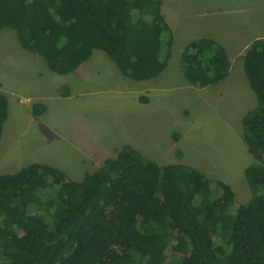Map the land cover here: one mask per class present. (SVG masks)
Masks as SVG:
<instances>
[{"label": "trees", "instance_id": "1", "mask_svg": "<svg viewBox=\"0 0 264 264\" xmlns=\"http://www.w3.org/2000/svg\"><path fill=\"white\" fill-rule=\"evenodd\" d=\"M163 4L0 0V31L16 32L22 49L55 74L73 73L100 51L124 77L145 82L161 77L172 55ZM241 59L258 100L242 120L257 161L245 173L249 203L237 206L223 182L183 164L159 166L131 145L82 181L36 163L0 174V264H264V39ZM181 66L205 88L225 82L232 61L222 44L201 38L186 47ZM8 107L0 92V140ZM46 110L37 103L34 116Z\"/></svg>", "mask_w": 264, "mask_h": 264}, {"label": "rangeland", "instance_id": "2", "mask_svg": "<svg viewBox=\"0 0 264 264\" xmlns=\"http://www.w3.org/2000/svg\"><path fill=\"white\" fill-rule=\"evenodd\" d=\"M163 15L173 32L172 55L166 72L145 82L124 77L100 51L73 73L55 74L22 49L16 32L1 30L0 92L9 101V115L0 140V174L44 163L82 181L131 145L159 166L183 164L223 182L237 206L249 203L245 173L257 161L242 120L258 100L241 59L246 44L226 43L232 71L217 86H194L181 56L192 41L232 40L245 24L258 27L243 42L264 32V0H164ZM70 84L71 96L59 98ZM37 103L47 108L39 117L33 113Z\"/></svg>", "mask_w": 264, "mask_h": 264}, {"label": "crops", "instance_id": "3", "mask_svg": "<svg viewBox=\"0 0 264 264\" xmlns=\"http://www.w3.org/2000/svg\"><path fill=\"white\" fill-rule=\"evenodd\" d=\"M254 27H258L257 25H250L249 24V26L248 25H242V30H241V33L240 32H238V33H236V34H233V35H231V38H232V40H221V41H219V40H217V38L215 37V36H213L214 37V39L213 40H216L217 42H219L220 44H222L225 48L228 46L229 47V45H231V46H235V45H237V44H246V48H244V50L243 51H245L254 41H256V40H259V39H264V32H259V34L258 35H255V36H252L251 37V39H249L247 42H243L244 41V39H246L245 37H244V35H247V32L251 29V28H254ZM239 35H241V37L239 36ZM216 38V39H215ZM239 38V39H238ZM211 39V38H210ZM226 43H233V44H229V45H226ZM227 50V49H226ZM242 55V54H241ZM231 71H232V67H231ZM71 85V84H70ZM69 88H71L70 89V95L69 96H71V91H72V85H71V87H69ZM62 92V91H61ZM69 96H63L62 94L60 95V97L59 98H68ZM6 122H7V120H6Z\"/></svg>", "mask_w": 264, "mask_h": 264}]
</instances>
